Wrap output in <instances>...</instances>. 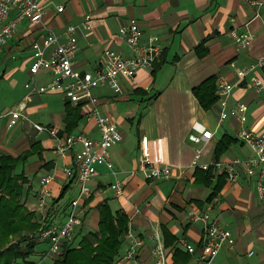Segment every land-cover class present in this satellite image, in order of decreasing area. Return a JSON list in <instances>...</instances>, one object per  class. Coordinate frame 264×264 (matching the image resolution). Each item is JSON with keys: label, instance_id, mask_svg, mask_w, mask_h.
I'll return each mask as SVG.
<instances>
[{"label": "crops", "instance_id": "obj_1", "mask_svg": "<svg viewBox=\"0 0 264 264\" xmlns=\"http://www.w3.org/2000/svg\"><path fill=\"white\" fill-rule=\"evenodd\" d=\"M255 1L264 0H42L41 20L17 22L13 36L0 48V154L17 156L34 141L50 142L51 146L41 156H30L15 170L28 179L24 186L25 205L39 216L41 223L48 219L64 220L70 200L78 194V183L67 176L65 168L72 165L81 145L76 144L62 155L57 151L61 140L47 131H38L33 123L59 128V137L63 139L70 134L99 139L100 130L92 103H84L76 110L75 119L79 120L73 131L67 130V99L58 92L33 95L19 123L8 126L9 117L4 113L27 93L32 43L47 27L65 42L66 27L75 25L79 43L75 67L81 71L94 70L106 48L126 56L132 54L119 30L136 19L143 29V40L158 37L163 52L152 67L138 72L135 86L123 79L121 93L104 86L92 91L97 98L96 107L109 115L123 135L111 148L110 158L117 178L123 182L124 194L116 195L111 188L116 176L100 165L98 175L90 182L92 198L81 206V224L74 233L82 232L81 238L88 231L97 230L98 204L108 200L113 211L121 210L128 215L129 228L143 240L138 251L147 264H153L152 236L156 229H160L165 244L169 242L165 230L175 238L172 244H166L169 264H200L179 241L186 239L202 246L204 225L191 222L188 212L208 209L211 202L208 198L220 180L223 185L214 197L219 200L213 205L211 215L233 232L235 245L231 250H221L214 264H264V198L258 190V171L249 176L244 167H239V177L232 182L226 170L211 167L213 177L209 184L201 173L195 174L197 170H209L192 166L195 144L189 139L191 133L207 129L213 132L211 141L203 146L205 162H227L251 154V148L236 136L241 122L234 116L220 121L218 98L210 109L199 104L193 88L211 76L225 77L235 84L229 106L238 101L245 103V126L264 131V91L258 92L252 85L254 75L264 72V66H257L244 78L238 76L240 70L249 69L264 57V4L258 9L253 4ZM60 6L64 7L63 11H58ZM16 16L17 9L11 10L9 20ZM232 30L252 33L251 45L245 48L237 45L231 36ZM23 79H27L24 88L20 87ZM51 79L50 71L36 75L38 84ZM76 106L72 103L70 107ZM225 135L234 142L217 156L216 146ZM144 136L148 137L150 158L172 167L169 179H147L139 170ZM44 175H52L50 188L54 201L47 211L41 212L36 206L40 179ZM69 183V190L59 199ZM128 244L126 240L121 253ZM176 250L182 253L178 260L174 256ZM183 253L190 254L186 262H183Z\"/></svg>", "mask_w": 264, "mask_h": 264}, {"label": "built area", "instance_id": "obj_2", "mask_svg": "<svg viewBox=\"0 0 264 264\" xmlns=\"http://www.w3.org/2000/svg\"><path fill=\"white\" fill-rule=\"evenodd\" d=\"M253 4L259 9L264 1H255ZM13 9H17V16L15 19L9 20V13ZM63 9L64 7L60 6L58 11H63ZM43 14L42 0H0V48L13 36L18 21L28 19L35 23L42 19ZM256 16H259L258 12ZM76 32L75 25H68L65 29L67 40L63 42L58 33L47 27L46 32L33 41L32 64L29 68V79L25 85L27 93L21 101L4 113L9 117L8 126L14 127L22 118L33 95L49 92L60 93L74 105L92 103L95 106L93 114L100 130L99 139H92L83 134H70L63 139L59 137V128L33 123L34 128L38 131H47L53 137L61 140V143L57 145V151L62 155L68 153L76 144L81 145L74 155L72 165L65 168L67 176L76 179L79 186L78 194L70 200L64 220L50 221L48 219L42 223L38 230L39 239L48 245L43 259L56 257L61 253L63 243L73 238L76 227L81 224V206L92 196L90 182L98 175L100 165H105L116 176L115 181L111 183V188L116 195L124 194L123 182L117 178V172L110 158L111 148L123 139V135L109 115L96 107L97 98L92 93L93 89L104 86L109 87L115 93H121L124 91L123 79L135 86L138 72L141 69L152 67L163 52L160 39L152 36L144 41V32L139 21L131 19L128 24L120 27L119 33L129 45L132 54L126 56L118 50L106 48L97 68L81 71L75 67V57L79 49ZM231 36L236 44L243 48L249 47L254 39L252 33H241L236 30L231 31ZM257 66H264V57L249 69L240 70L239 78H244ZM41 71H50L52 79L45 84H38L36 75ZM252 85L258 92L264 91V72L254 75ZM234 86L235 84L225 77L217 78L216 96L220 107L219 118L220 121H223L229 116H234L241 122L236 136L251 148V154L245 158L235 157L227 162L203 161V146L213 138V132L207 129L201 133L189 135V139L195 144L192 166L200 167L203 170H209L211 167L224 169L227 172L228 180L232 182L239 177V167H244L249 176H253L258 171V190L260 196L264 198V131L258 132L245 126L247 121L245 103L238 101L233 107L229 106ZM139 170L147 179L156 180L169 179L173 173L171 166L163 164L159 159L152 160L150 158L147 136L142 138V158ZM51 180L52 175H44L40 179L36 207L41 212L47 211L53 205ZM218 200L217 197L214 198L208 209L204 211L192 209L188 212V219L191 222H199L204 225L205 239L202 246L194 245L186 239L179 241L188 253L196 256L200 264H214V260L221 250H231L235 245L233 232L211 215L213 205ZM126 238L129 244L120 261L123 264H147L138 251L143 240L133 234L131 229H129ZM152 240L153 264H169V250L160 229L155 230Z\"/></svg>", "mask_w": 264, "mask_h": 264}, {"label": "trees", "instance_id": "obj_3", "mask_svg": "<svg viewBox=\"0 0 264 264\" xmlns=\"http://www.w3.org/2000/svg\"><path fill=\"white\" fill-rule=\"evenodd\" d=\"M216 76L205 79L201 84L193 88L199 104L204 109H210L217 101ZM67 127L69 131L74 130L78 122L75 119V113L82 106L81 103L72 109V102L67 100ZM234 140L225 135L217 144L215 153L220 156L226 151ZM49 141H34L30 148L23 153L14 156L11 154H0V264H17L25 262L26 264H36L33 256L41 253L37 250L38 245L45 241L39 239L38 230L42 223L35 212L30 211L25 205L24 186L28 179L24 173H16V167L32 155L41 156L43 151L49 148ZM209 171H196V175H203L204 180L211 184ZM71 183L65 186L61 191L59 199H62L69 190ZM223 182L219 180L213 189L208 201H212L221 189ZM92 196L85 202L91 200ZM58 199V200H59ZM99 225L97 230H90L76 241V238L82 232L74 233L71 240L63 243L60 256L52 264H117L123 253L126 236L129 232V217L121 211H113L108 200L98 204ZM165 235L169 239L166 244H172L175 240L170 233L165 230ZM15 241V242H14ZM171 241V242H170ZM42 250V257L45 255ZM178 250L174 256L177 260L182 257ZM183 262L190 258V254L183 253Z\"/></svg>", "mask_w": 264, "mask_h": 264}, {"label": "rangeland", "instance_id": "obj_4", "mask_svg": "<svg viewBox=\"0 0 264 264\" xmlns=\"http://www.w3.org/2000/svg\"><path fill=\"white\" fill-rule=\"evenodd\" d=\"M26 80H27V79H23V80H22L20 87H22V88L25 87L24 85H25ZM22 90H23V89H22ZM11 97H12V96H10V98H11ZM9 101L12 102L11 100H9ZM6 102H7V101H6ZM1 104H2V103H1ZM62 202H63V200H62ZM79 239H80V236L77 237V241H78ZM14 242H15V241H14ZM47 247H48V245H46L45 243L41 242V243L38 245L37 250H38V251H41V253H42V250H45ZM41 253H39V254L33 256V259H32V260H34V262H36V264H38V263H40V264H52L53 261L56 260V259L60 256V254H58V255H57L56 257H54V258L47 257V258L43 259ZM119 261H120V260H119ZM119 261H118V262H119ZM118 262H117V264H118ZM17 264H26V263H25V262H20V263H17Z\"/></svg>", "mask_w": 264, "mask_h": 264}]
</instances>
